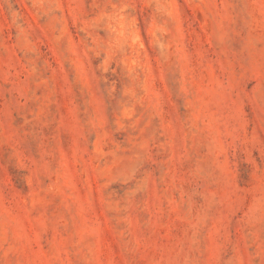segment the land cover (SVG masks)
<instances>
[{"label":"rangeland","instance_id":"rangeland-1","mask_svg":"<svg viewBox=\"0 0 264 264\" xmlns=\"http://www.w3.org/2000/svg\"><path fill=\"white\" fill-rule=\"evenodd\" d=\"M0 264H264V0H0Z\"/></svg>","mask_w":264,"mask_h":264}]
</instances>
